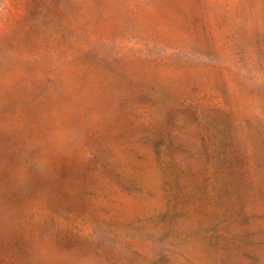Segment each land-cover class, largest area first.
Here are the masks:
<instances>
[{
    "label": "rangeland",
    "instance_id": "obj_1",
    "mask_svg": "<svg viewBox=\"0 0 264 264\" xmlns=\"http://www.w3.org/2000/svg\"><path fill=\"white\" fill-rule=\"evenodd\" d=\"M0 264H264V0H0Z\"/></svg>",
    "mask_w": 264,
    "mask_h": 264
}]
</instances>
